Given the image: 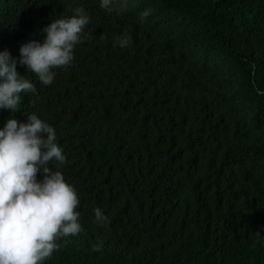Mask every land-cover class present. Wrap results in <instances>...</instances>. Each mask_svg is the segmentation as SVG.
Wrapping results in <instances>:
<instances>
[{
  "label": "trees",
  "instance_id": "16d2710c",
  "mask_svg": "<svg viewBox=\"0 0 264 264\" xmlns=\"http://www.w3.org/2000/svg\"><path fill=\"white\" fill-rule=\"evenodd\" d=\"M78 7L72 65L50 86L18 65L37 92L0 111L55 128L80 199L45 264H264V0H0V50Z\"/></svg>",
  "mask_w": 264,
  "mask_h": 264
},
{
  "label": "clouds",
  "instance_id": "9594fccd",
  "mask_svg": "<svg viewBox=\"0 0 264 264\" xmlns=\"http://www.w3.org/2000/svg\"><path fill=\"white\" fill-rule=\"evenodd\" d=\"M115 2L100 0V7L112 11ZM73 12L71 17L52 19L42 30L43 41L24 43L19 57L6 48L0 50V111L15 113L22 93L37 92L36 85L17 71L18 65L45 86L54 83L56 69L72 65L75 47L83 42L91 20L82 7ZM129 43L130 37H122L114 46L126 48ZM66 160L55 128L35 113L26 123L10 118L0 128V264H45L59 251L60 240L83 230L76 188L60 170L48 167L55 162L59 168ZM38 173L43 180H38ZM94 217L101 227L110 223L99 207L94 209ZM101 249L97 245L93 251Z\"/></svg>",
  "mask_w": 264,
  "mask_h": 264
}]
</instances>
